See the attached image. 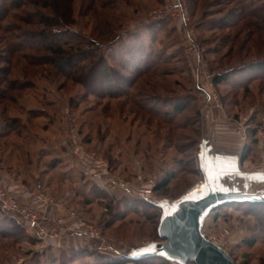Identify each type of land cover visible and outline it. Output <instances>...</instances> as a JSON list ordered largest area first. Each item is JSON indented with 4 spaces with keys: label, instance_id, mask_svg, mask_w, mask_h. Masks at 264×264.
I'll list each match as a JSON object with an SVG mask.
<instances>
[{
    "label": "rangeland",
    "instance_id": "rangeland-1",
    "mask_svg": "<svg viewBox=\"0 0 264 264\" xmlns=\"http://www.w3.org/2000/svg\"><path fill=\"white\" fill-rule=\"evenodd\" d=\"M43 1L50 8L43 10ZM247 3L242 13L235 0H28L0 21V59H11L1 41L9 30L22 50L10 67L0 60V72L10 68L9 77L24 86L7 98L0 95V188L21 211L30 210L29 218L19 211L0 214V264L109 263L97 254L116 261L152 257L122 264H180L159 257L156 209H110L109 202L128 198L159 207L187 197L205 185L200 159L206 151L216 172L233 169L217 163L229 155L241 174L264 177V77L246 80L242 70L264 60V0ZM39 11L64 16L69 35L56 29L58 39L94 44L114 68L130 61L137 66L148 52L154 69L137 79L131 97L116 86L113 98L103 96L97 84L86 93L42 64L47 53ZM222 72L228 81L216 85L214 76ZM185 101L190 109L174 114V104ZM241 121L245 142L232 125ZM255 128L258 142L241 160ZM165 173L174 178L161 195L154 189ZM99 187L109 199L94 193ZM143 190L152 193L142 197ZM261 197L264 192H254L205 218V235L222 242L236 264H264V234L249 212ZM173 209L165 212L174 215ZM251 239L255 245L246 247ZM72 250L95 257H77Z\"/></svg>",
    "mask_w": 264,
    "mask_h": 264
},
{
    "label": "trees",
    "instance_id": "trees-1",
    "mask_svg": "<svg viewBox=\"0 0 264 264\" xmlns=\"http://www.w3.org/2000/svg\"><path fill=\"white\" fill-rule=\"evenodd\" d=\"M237 1V6L241 9L242 13H245V10L248 8L249 3H247V0H235ZM28 0H0V21H6L7 18L10 17V13L12 11H22V9L26 6ZM40 3V6L43 10L50 8L49 4ZM253 7V4H251V8ZM36 18H37V25L40 24V26L44 29L40 30V36L42 37L43 44L42 49L44 52L47 53L46 57L42 60L44 63L42 64H48L51 67L54 68L56 73L62 77H65L66 79H70L72 81L77 82L79 85L82 86V88L86 91V93H90V90H92L93 85L97 84L100 92H103V96H109L110 98L114 97L112 90L113 86H116L118 91L123 96H132L133 94L130 95L132 89L136 88V81L138 78L141 77V75H144L146 73H150L151 70L154 69V64L155 62L151 60L150 53L147 52L146 56L143 58L139 59L142 62H144L147 66L141 67V63L139 65H135L132 61H130L129 65L127 63L121 62V60H116L115 57H112V61L120 62L122 63L121 65H118L120 69L114 68V65L109 64V60L107 57L100 55L98 52V48H95V45L92 44L91 46H87L82 42H77V40H73V42L69 41H64L58 36L57 34H54V31L56 29L62 30L61 34L63 36H68L69 32H65V23H63L64 16L56 17V16H51L45 12L39 11L36 13ZM54 17H56L54 19ZM67 25V24H66ZM13 29L17 30L15 27ZM51 31H48V30ZM1 30V29H0ZM7 30V29H5ZM8 31V30H7ZM13 31V30H12ZM2 33V31H1ZM58 36V37H55ZM1 41L4 42L7 47H8V53L11 56V59L6 60V57H1L0 60H4L5 64L10 67L12 66V59L15 60L17 56V52H22L21 46L15 47L13 44L15 42V37L9 30L8 32L5 33V37L1 36ZM118 59V58H117ZM137 59V58H136ZM41 62V61H40ZM3 68L0 72V95L4 96V98H7L8 91H13V90H23V85H19L15 80L11 79L9 77L10 74V68ZM12 69V67H11ZM243 72L246 77V80H249V78H261L264 77V60H261L259 62L255 63H250L249 65H246L243 67ZM228 73L222 72L220 74H216L214 76L213 82L216 85H221L224 84L225 82L228 81ZM116 78L118 82L116 81ZM4 85H7L6 88H4ZM126 87V89H124ZM246 87V86H245ZM131 89V90H130ZM92 93V92H91ZM105 93V94H104ZM93 94V93H92ZM119 94V92H118ZM141 95L135 96V98H140ZM190 102L185 101L183 103H175L173 106V112L174 114H180L185 111H188L190 109ZM258 125H261L262 123L258 122ZM255 126V125H254ZM258 132V129H249V141L247 143V146L245 147L243 151V155L241 156V160H244L246 157V154L251 151L252 146H254L258 140L256 139V133ZM174 175L172 173H165L157 185L155 186V192L159 194H163L169 185L172 183V179ZM96 195H101L103 199H109L110 197L102 190L99 188L93 190ZM166 194V192H165ZM124 202H119L113 204L112 201L109 202V208L113 209L116 207H121L123 206L125 209H132L134 212H141L143 211L142 209H148V208H153L154 210L156 209L159 214L158 219L162 218V213L160 212L159 207L153 206L150 203H147V201L144 200H130L128 198H125ZM86 203H91V200H86ZM231 202H227L225 204H230ZM251 209H250V214L256 215L258 218V223L261 228L262 234H264V201H256V202H251ZM224 205H220L218 207H221ZM217 207V208H218ZM214 210V209H213ZM6 211H0V214H4ZM117 215V213H115ZM208 217V216H207ZM113 222V221H110ZM111 224V223H110ZM109 224V225H110ZM108 225V226H109ZM160 226V223H159ZM159 226H157V238L160 239L159 237ZM161 240V239H160ZM162 241V240H161ZM255 240H247L244 242L246 247H253L255 245ZM84 252V253H83ZM82 254L81 252H77V250H72L70 253L73 255L79 253L77 257H82L85 256V254L88 257H95V255L90 251H83ZM64 255V252L61 253ZM97 257H100L99 261H107L109 260L108 264H122L127 262H140V263H145V262H150L151 258H142V259H126L125 261H116L115 259H108L104 255H96ZM117 259V258H116ZM235 261V260H234ZM98 262V261H97ZM56 261L52 260L50 264H55ZM190 263V262H189ZM193 264V263H191Z\"/></svg>",
    "mask_w": 264,
    "mask_h": 264
},
{
    "label": "water",
    "instance_id": "water-1",
    "mask_svg": "<svg viewBox=\"0 0 264 264\" xmlns=\"http://www.w3.org/2000/svg\"><path fill=\"white\" fill-rule=\"evenodd\" d=\"M200 161L205 176V188L195 195L182 197L177 202H160L159 207L164 211L159 226V237L162 243L157 246L163 256H153L164 257L180 264L189 262L193 264H236L221 245L205 235L203 232L205 218L209 212L220 205L251 199L254 192H264V178L256 174H241L234 165L230 166L233 169L229 170L227 175L224 174L227 171L221 169L216 172L209 165L212 163L206 159L205 154L202 155ZM212 190H221V192L218 194ZM241 190L248 191V193H241ZM205 191L209 194L206 197H200L202 196L200 194H204ZM187 200L191 202L188 203ZM258 201H264V197L259 198ZM168 207H174V215L165 212Z\"/></svg>",
    "mask_w": 264,
    "mask_h": 264
},
{
    "label": "built area",
    "instance_id": "built-area-1",
    "mask_svg": "<svg viewBox=\"0 0 264 264\" xmlns=\"http://www.w3.org/2000/svg\"><path fill=\"white\" fill-rule=\"evenodd\" d=\"M232 125L235 127L237 134L241 138V141L245 142L248 138V133H247V128H245L244 123L242 121L241 122H234V123H232ZM262 170L264 171V169H262ZM122 187H124L123 184H122ZM151 193H152L151 190L150 191L143 190L142 193L140 194V196L145 197L147 195H150ZM157 204H160V203H157ZM0 205L4 211H15V212L19 211V212H22L26 215L30 211L29 209H25V210L21 211L24 208H22L20 205L18 207V204H16L13 201V198L8 193H6V191H4L2 188H0ZM29 215L30 214L27 215L28 218H29ZM33 219H35V218L33 217ZM32 224H33L32 225L33 227L36 226L35 220H32ZM41 231H42L41 234H44V230L42 229ZM210 239H212L213 241H215L217 244L221 245L225 249L222 242H220L218 239H216V238H214V239L210 238Z\"/></svg>",
    "mask_w": 264,
    "mask_h": 264
},
{
    "label": "crops",
    "instance_id": "crops-1",
    "mask_svg": "<svg viewBox=\"0 0 264 264\" xmlns=\"http://www.w3.org/2000/svg\"><path fill=\"white\" fill-rule=\"evenodd\" d=\"M203 145H206L205 144V141H204V143H203ZM210 151V150H209ZM204 154V153H203ZM224 156V155H223ZM205 157H206V159L208 160V159H210L209 157H210V155H209V152L208 151H206L205 152ZM220 159V158H219ZM230 157H229V155L228 156H224L223 157V159H220V161L219 162H217L218 164H223V165H226V164H233L234 166H239V164H236L235 162H233V161H230ZM240 159H241V157H240ZM239 163V162H238ZM237 166V167H238ZM248 174V173H247ZM251 174H256V173H251ZM202 177H203V179H204V181H205V176H204V174H203V172H202ZM74 247V246H73Z\"/></svg>",
    "mask_w": 264,
    "mask_h": 264
},
{
    "label": "bare ground",
    "instance_id": "bare-ground-1",
    "mask_svg": "<svg viewBox=\"0 0 264 264\" xmlns=\"http://www.w3.org/2000/svg\"><path fill=\"white\" fill-rule=\"evenodd\" d=\"M205 188L204 184H199L197 186H195L193 189H191L190 191H188V196L189 195H195L197 193H199L201 190H203Z\"/></svg>",
    "mask_w": 264,
    "mask_h": 264
},
{
    "label": "snow or ice",
    "instance_id": "snow-or-ice-1",
    "mask_svg": "<svg viewBox=\"0 0 264 264\" xmlns=\"http://www.w3.org/2000/svg\"><path fill=\"white\" fill-rule=\"evenodd\" d=\"M262 178H264V177H262Z\"/></svg>",
    "mask_w": 264,
    "mask_h": 264
}]
</instances>
